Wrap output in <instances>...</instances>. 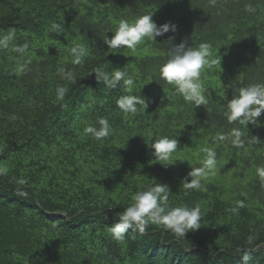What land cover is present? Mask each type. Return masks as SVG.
Returning <instances> with one entry per match:
<instances>
[{
	"label": "trees",
	"instance_id": "trees-1",
	"mask_svg": "<svg viewBox=\"0 0 264 264\" xmlns=\"http://www.w3.org/2000/svg\"><path fill=\"white\" fill-rule=\"evenodd\" d=\"M148 14L176 31L135 51L105 43L120 20ZM10 32L13 40L0 47V264H244L245 254L247 264H264V180L256 172L264 166V113L249 125L224 116L239 88L264 83V0H0V37ZM170 37L210 46L209 63H217L201 72L206 105L185 102L159 80ZM25 44L22 54L15 50ZM77 45L87 55L74 65ZM96 68L127 71L133 92L123 81L99 82ZM58 87L67 90L62 101ZM129 94L146 103L125 115L116 100ZM101 117L112 133L96 141L84 128ZM237 128L239 147L230 139ZM162 136L178 147L205 136L247 185L201 181L200 189H184L190 171L153 156L151 143ZM157 183L167 185L169 207L200 204V228L181 238L149 224L115 240L119 213ZM238 201L243 207L233 212Z\"/></svg>",
	"mask_w": 264,
	"mask_h": 264
},
{
	"label": "clouds",
	"instance_id": "clouds-1",
	"mask_svg": "<svg viewBox=\"0 0 264 264\" xmlns=\"http://www.w3.org/2000/svg\"><path fill=\"white\" fill-rule=\"evenodd\" d=\"M53 28L59 31V25H53ZM169 31L175 32L176 25L171 22L158 26L153 20V14L142 15L135 19L134 22L122 19L118 26L112 31V38H104L105 43L110 49H127L135 51L146 39L156 40V37L163 36ZM15 33L10 32L8 35L0 37V47H7L13 40ZM173 38L168 39L170 45L168 59L159 66V80L168 85L175 86V92L181 95L185 102L193 103L195 106L206 105L208 103L205 97V89L201 84V72L206 66L211 67L217 61L212 60L209 63L210 46L201 44L193 48L187 45V41L176 45L172 43ZM28 45L18 47L15 50L23 53ZM73 56L72 63L79 65L87 55L86 49L81 46L71 48ZM92 73L96 74L99 82L103 81L108 87L113 88L123 81V86L128 93L133 92L134 81L125 70L117 69L108 73L101 68H96ZM63 79L74 81V73L70 70H60ZM64 87H58L56 90V99L62 101L66 95ZM145 99L140 95H122L116 100V106L125 115L135 113L138 105L145 104ZM264 113V83H254L247 87H241L233 98L226 103L224 116L229 124L249 125L257 124L259 117ZM98 127L88 125L84 131L96 141H103L112 133L109 120L101 117L98 120ZM242 131L233 129L230 137L233 146H242ZM224 139V137H220ZM178 147L177 139L162 136L151 143V149L154 150L153 156L162 162L169 161ZM206 158L202 161L200 167H193L188 176L191 177L189 182L185 178L183 187L186 190L200 189L201 181L208 178L210 174L215 173L217 164V153L212 149H205ZM168 165V164H165ZM257 175L264 180V166L256 169ZM19 183H25L21 180ZM169 190L167 185L157 183L144 191H137L132 196V203L119 213V220L110 228L113 238L117 241L124 239L128 229L139 231L143 234L149 224L162 225L165 229L170 230L177 237H185L189 231L200 228L201 206L196 204L193 207L175 206L169 207ZM238 207H243V201L237 202V207L232 211H237ZM242 260L247 264L249 256L243 255Z\"/></svg>",
	"mask_w": 264,
	"mask_h": 264
},
{
	"label": "rangeland",
	"instance_id": "rangeland-1",
	"mask_svg": "<svg viewBox=\"0 0 264 264\" xmlns=\"http://www.w3.org/2000/svg\"><path fill=\"white\" fill-rule=\"evenodd\" d=\"M208 139L202 136L201 139H195L188 145L182 147H177L176 152L173 154L172 158L165 162L168 166L173 169H180L186 167L188 171H192L193 167H200L202 161L206 158L205 149L214 150L213 146L208 144ZM217 164L214 174H210L208 178L202 180L205 184H214L222 187L223 189H230L231 186L236 183H240L239 186L243 187L247 185V179L234 178V174L237 171L236 167H231L227 158L216 157ZM232 191L227 192L224 198L226 200H231L230 196Z\"/></svg>",
	"mask_w": 264,
	"mask_h": 264
}]
</instances>
